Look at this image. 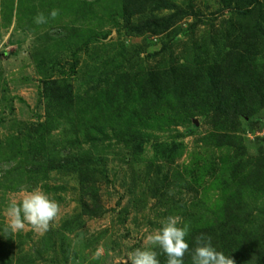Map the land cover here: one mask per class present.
I'll list each match as a JSON object with an SVG mask.
<instances>
[{
    "label": "rangeland",
    "instance_id": "obj_1",
    "mask_svg": "<svg viewBox=\"0 0 264 264\" xmlns=\"http://www.w3.org/2000/svg\"><path fill=\"white\" fill-rule=\"evenodd\" d=\"M132 1L0 0V264H127L170 215L189 225L191 264L195 237L230 207L243 212L236 234L264 249V87L224 77L243 17L258 25L249 57L262 73L264 0L252 13L222 8L239 0ZM216 84L229 86L226 112L218 89L208 96ZM35 189L56 218L13 232L8 205Z\"/></svg>",
    "mask_w": 264,
    "mask_h": 264
},
{
    "label": "clouds",
    "instance_id": "obj_2",
    "mask_svg": "<svg viewBox=\"0 0 264 264\" xmlns=\"http://www.w3.org/2000/svg\"><path fill=\"white\" fill-rule=\"evenodd\" d=\"M51 17L58 15L57 10L51 12ZM35 23H46L43 13L34 18ZM59 212V205L39 189L25 196L22 201L11 202L8 205L7 225L13 232L23 230L30 225L36 231H47ZM180 218L168 216L161 226L147 234L144 244L130 252L127 264H160L158 255L166 256L165 264H184L185 254L190 251L186 237L189 234V225L180 226ZM195 248L191 250V264H235V261L223 252L217 251L212 244L210 235L201 233L195 237ZM159 249V252L156 251ZM100 253H97L99 256Z\"/></svg>",
    "mask_w": 264,
    "mask_h": 264
},
{
    "label": "trees",
    "instance_id": "obj_3",
    "mask_svg": "<svg viewBox=\"0 0 264 264\" xmlns=\"http://www.w3.org/2000/svg\"><path fill=\"white\" fill-rule=\"evenodd\" d=\"M126 4L129 5V3H133L132 0H125ZM240 2L236 3L237 6H232L231 3H225L222 8H238L240 3L242 4H249L250 7L248 9H244L246 13H252V6L255 4V10L257 11V6L260 4L259 0H239ZM246 6V5H245ZM135 8V7H134ZM262 9L260 8V13L262 14ZM249 17V15H248ZM245 17L242 18V24L245 23L244 25H240L242 27V30H244L243 38L240 39H233L227 40L226 43H224V47L227 46V49L224 52V65H225V70L229 71L230 73L227 75H224V77L230 81H235V83H238L239 81L237 80L236 76H238L239 73H242L244 76V79L241 81V84L244 86L250 85L251 88H253L255 91H260L264 87V69L262 73L258 74V71L254 69L253 65L250 64V57L249 54H252V49L251 46L253 44L254 36L256 37V32H257V24L255 23V26H247L250 23V19H245ZM126 23L129 22V17L125 18ZM130 30H135L139 31L140 28L137 26H133L129 28ZM249 57V58H248ZM261 65V64H259ZM226 71V72H227ZM235 76L234 79L231 76ZM177 78V77H173ZM158 79V78H157ZM214 79L217 80V77ZM160 81V79H158ZM219 80V79H218ZM227 80V81H228ZM250 80V82H249ZM244 81V82H243ZM249 82V83H246ZM156 81H153V83L149 86V91L147 93L148 96L151 95L152 92V87L155 85L156 86ZM164 81H162L163 83ZM161 83V84H162ZM160 84V85H161ZM229 85V84H228ZM224 88L223 92L221 93V90L218 88V84H216L215 89H212V91L209 92V95L213 94L218 91L221 94H217L216 99L213 102V109L219 110V111H224L226 112L227 109V104L230 102L229 96L227 97V93L230 90L228 88ZM185 89V86L183 85L181 92ZM154 93V92H152ZM233 93V91H232ZM190 95V94H189ZM188 95V97H189ZM181 96H184V94H181ZM208 98V97H207ZM260 103L263 104L264 99L259 97ZM236 110L237 108L234 107ZM235 137L231 136H225V135H219L216 137V145L217 146H224V145H236L235 143ZM236 157H240L242 153L236 152L234 153ZM260 164L259 167L257 168V179H264V157L260 159ZM260 168V170H258ZM263 173H260V172ZM264 188V187H263ZM259 191H262L259 189ZM98 206V202H95L94 208ZM225 215L226 218H224V221L221 220L219 221L216 226H215V231H204L206 234L210 235V232H214L215 235L211 234L210 236H215L212 237V244L218 249V251L223 252L226 256H229L235 261V264H248L250 260L254 259L255 261L258 260H264V249L259 248L258 242L254 239L255 236L245 233L243 235H238L236 234V230L238 229V226L240 224L237 223V220H239V217L242 215V209H239L237 207H230L227 211L225 210ZM87 213L92 214L95 213V211H87ZM243 224H241L242 226ZM252 238L254 242L252 244L248 243V246L245 245V242H247L248 239ZM264 247V246H263ZM261 249V251H259ZM163 264V263H160Z\"/></svg>",
    "mask_w": 264,
    "mask_h": 264
}]
</instances>
